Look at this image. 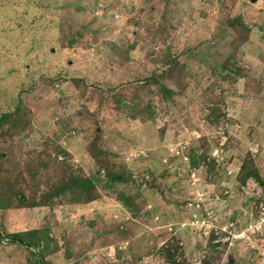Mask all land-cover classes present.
<instances>
[{"label": "rangeland", "instance_id": "rangeland-1", "mask_svg": "<svg viewBox=\"0 0 264 264\" xmlns=\"http://www.w3.org/2000/svg\"><path fill=\"white\" fill-rule=\"evenodd\" d=\"M7 112L0 264H264V186L236 179L249 160L264 180V0H0ZM70 173L94 199H45Z\"/></svg>", "mask_w": 264, "mask_h": 264}, {"label": "trees", "instance_id": "trees-1", "mask_svg": "<svg viewBox=\"0 0 264 264\" xmlns=\"http://www.w3.org/2000/svg\"><path fill=\"white\" fill-rule=\"evenodd\" d=\"M232 22H233L232 20L228 21L227 25L229 24L232 26ZM237 23L245 31L249 30L248 26L246 24H244L240 20V18H238ZM165 65L167 66L166 67L167 69L160 72V74H158V75L154 74L152 76V79H158L159 81L161 80L162 83H161L159 89L162 92V94L165 97H167L168 95L171 94V91L167 89V87H168V83L166 84L167 75L168 76L171 75V79H172L174 77L173 70L180 73L183 70L182 69L183 67L179 66L178 60L175 56H171V57H169V59H166ZM184 75H185V71H184ZM14 112H16V115H17V113H18L17 107H16V110ZM14 115H15V113H13V112H7V113L0 114V129L2 128L4 123H6L9 119L13 118ZM13 120L15 121V118ZM92 145H94V144H92ZM190 152H191L190 167H196L198 158L196 155L193 154L192 150ZM239 172L240 173L236 176V179L239 182V184L245 183V181L248 178H253L259 185L264 186V180L261 179L257 170L252 165L251 161L249 162V160H245L242 163ZM104 177H105L106 181L108 180L109 182L113 183V186H110L109 183L108 184L105 183L104 185H107L108 188L112 189V191L117 194V198L123 202V204L127 207L128 211H130L132 213V215L135 214L137 211V205L135 204L134 197L130 196V194L126 195L123 192H119L118 188H117L118 184L121 185V184L130 183L131 180H130L129 176L127 174H125L124 172L114 173L112 171H108V172L104 173ZM61 182L62 183L59 184L60 186L58 185L56 187L50 188L46 193H44V195H46L45 199H51V197H60L61 193H65L67 191L72 192L69 201H71L73 203L87 202L88 199L92 200L95 197V193H94L95 190L94 189H95V185H96L95 183L97 182V179L92 180L91 178H88V177L87 178L86 177H78L76 175L73 176L72 173H70V176L68 178L65 177L64 180H62ZM17 195H19V196H17V200L20 203H22L24 201L23 196L20 193ZM50 202H51V200H50ZM5 204H7V203L5 202ZM42 238H43V236H42L40 231L25 232L24 236H22V234H19V233H11V234H8L6 236V239L8 242H10V243H21V244H24L28 247L36 246L37 243L39 242V240ZM166 252H169L165 257L166 259L172 258L174 256V254L176 253L175 250H171V252H170V250L168 248H166V247L162 248V253H166ZM36 264H37V262H36Z\"/></svg>", "mask_w": 264, "mask_h": 264}, {"label": "water", "instance_id": "water-1", "mask_svg": "<svg viewBox=\"0 0 264 264\" xmlns=\"http://www.w3.org/2000/svg\"><path fill=\"white\" fill-rule=\"evenodd\" d=\"M257 0H251V2H256ZM39 264H40V261H39Z\"/></svg>", "mask_w": 264, "mask_h": 264}]
</instances>
